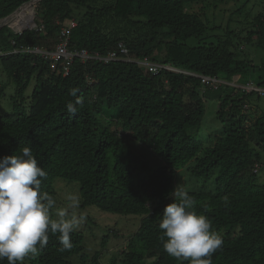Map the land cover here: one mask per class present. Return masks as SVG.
Wrapping results in <instances>:
<instances>
[{"label": "trees", "instance_id": "1", "mask_svg": "<svg viewBox=\"0 0 264 264\" xmlns=\"http://www.w3.org/2000/svg\"><path fill=\"white\" fill-rule=\"evenodd\" d=\"M28 1L0 0V20ZM227 1L40 0L36 28H0V97L1 76L16 86L12 111L0 115V159L29 146L47 173L42 192L54 197L58 177L77 181L82 206L140 217L107 264H188L163 249L159 228L181 172L195 210L223 240L211 264H264V108L257 102L264 94L238 87L250 80L264 88V57L258 64L244 49H264V9L252 13V0H242L227 22L210 26L208 8ZM71 19L77 25L69 50L104 55L121 43L128 56L108 62L75 56L64 75L50 57L30 50L53 51ZM11 23L23 28L16 19ZM216 27L221 34L204 36ZM190 37L198 41L190 45ZM145 58L174 69L155 74L135 61ZM202 76L225 82L214 87ZM31 82L25 107L17 100ZM71 89L83 100L74 116L66 109L77 98ZM254 93L257 101L249 99ZM210 99L217 101L220 128L202 136ZM250 103L254 109L244 110ZM142 146L157 159L147 162ZM109 236L103 235L102 247ZM71 243L63 250L50 234L39 255L23 264H102L101 250L86 251L84 231L76 229Z\"/></svg>", "mask_w": 264, "mask_h": 264}, {"label": "clouds", "instance_id": "2", "mask_svg": "<svg viewBox=\"0 0 264 264\" xmlns=\"http://www.w3.org/2000/svg\"><path fill=\"white\" fill-rule=\"evenodd\" d=\"M78 89L70 95L77 97ZM82 98L69 101L67 112L76 115ZM46 171L25 146L19 154L0 159V264H23L26 257H36L56 235L63 250L72 247L71 234L83 220L77 215L79 197L67 194L65 205L42 192ZM172 202L162 211L159 223L163 249L188 264H211V256L222 246L221 236L211 221L195 210L196 201L179 184L171 193Z\"/></svg>", "mask_w": 264, "mask_h": 264}, {"label": "rangeland", "instance_id": "3", "mask_svg": "<svg viewBox=\"0 0 264 264\" xmlns=\"http://www.w3.org/2000/svg\"><path fill=\"white\" fill-rule=\"evenodd\" d=\"M238 1V2H237ZM242 0H228L225 3H218L217 7L211 6L207 11V18L209 19V25H220L222 22L225 23L228 21V18L231 17V11L241 4ZM28 6V5H26ZM23 8V7H22ZM250 11L257 12L261 9H264L263 3L260 0H252L249 4ZM29 9H20L19 12L23 11V15L28 17L30 15ZM35 17V14H34ZM15 19L11 18L8 23V26L13 27L12 23ZM36 28V26L34 27ZM222 29L219 27L210 28L205 34V37L213 39L215 35L221 34ZM198 40L194 37H190L187 40V43L192 45L195 44ZM254 46L248 45L244 46V49H247V54H250L256 63L260 64L264 57V49L253 48ZM2 83L4 85V92L0 97V115L12 111L14 107V96L16 91L15 82L13 79H10L7 75L1 76ZM232 82H230L231 85ZM34 83L31 84L26 89L23 99L17 100L18 103H22L23 106L27 107L30 103L31 93L33 92ZM256 93L250 94L249 99L251 101L256 100ZM257 101L262 108H264V96ZM254 109L252 103L248 104V109ZM257 107V106H256ZM217 101L208 100L206 103V111L203 116V121L201 124V129L199 135L208 136L211 135L215 129L220 128L219 121L216 117ZM246 110V111H247ZM138 146L137 149H139ZM142 151L147 153V162L154 161L157 159L156 155L145 146H142ZM188 175H185V172H181L178 175V184L183 188H188L186 183ZM260 181H264V167H262L259 175ZM54 188L56 193L54 198L57 201L58 207H63L66 203L65 197L67 194H76L79 197V209L77 210V215H82L83 220L79 224L78 228L81 231H84L85 235V247L86 251L90 254H93L96 250H101L100 261L102 264H107L112 255H116L121 249H123L129 237L137 230L140 217L134 215H125L112 213L99 209L95 205L82 206L81 195L79 190V183L77 181H66L65 179L58 177L54 181ZM108 232L109 230H111ZM110 234L109 240L106 243L105 247H102L101 241L104 234ZM114 233V234H113Z\"/></svg>", "mask_w": 264, "mask_h": 264}, {"label": "built area", "instance_id": "4", "mask_svg": "<svg viewBox=\"0 0 264 264\" xmlns=\"http://www.w3.org/2000/svg\"><path fill=\"white\" fill-rule=\"evenodd\" d=\"M77 25V21L75 19H71L67 25L63 26L60 31V39L59 42L56 44L55 49L53 51H43L40 48L34 47L30 50H32L35 53H40L45 55L46 57H50L53 61L52 67L53 68H60L59 70L64 71V75L67 74L69 65L75 56H80L84 60L90 59V58H97L99 60H103L104 62L113 61L119 58V54L123 55L122 57L127 56L128 50L123 44H119L117 50H111L107 54L99 55V54H93L90 53L87 49H80L76 51L69 50V37L71 34V30ZM17 50H15L16 52ZM121 58V57H120ZM138 63L144 65L149 71L153 73H159L164 68L174 69L170 65H164L161 63H154L149 61L148 59L144 60H136ZM202 82L210 84L214 87H216L217 84L225 82L222 79H219L217 77H209V76H202ZM235 84V83H231ZM239 88H241L245 92H252L256 90L258 95L264 94V88H260L257 85H255L254 82L249 81L245 83L244 85H239ZM248 108V104H245L244 110ZM258 167V166H257Z\"/></svg>", "mask_w": 264, "mask_h": 264}, {"label": "water", "instance_id": "5", "mask_svg": "<svg viewBox=\"0 0 264 264\" xmlns=\"http://www.w3.org/2000/svg\"><path fill=\"white\" fill-rule=\"evenodd\" d=\"M38 1H40V0H30V1H28V2H26V3H24V4H22L20 7H18L15 11H13L11 14H9V15H7L6 17H4V18H2L1 20H0V28L2 27V26H4V25H8V23H9V21H10V18L14 15V14H16L23 6H26V5H28V6H30L31 8H32V10H33V19H32V25H30V26H28V27H23V28H21V29H14L13 27H11L15 32H19V33H22L24 30H26V29H32V28H34L35 26H36V22H35V20H34V14H35V8H34V4L36 3V2H38Z\"/></svg>", "mask_w": 264, "mask_h": 264}, {"label": "bare ground", "instance_id": "6", "mask_svg": "<svg viewBox=\"0 0 264 264\" xmlns=\"http://www.w3.org/2000/svg\"><path fill=\"white\" fill-rule=\"evenodd\" d=\"M26 8H28L29 10V13H30V15L28 16V17H25L24 15H23V11H21V12H17L16 14H14L11 18H15L19 23H20V25L22 26V27H28V26H30V25H32V19H33V10H32V8L30 7V6H23V8H21V9H26ZM11 18H10V20H11ZM21 29V28H20ZM128 56V55H127ZM130 57V56H129ZM133 60V59H132ZM136 61V60H135ZM253 80V79H252ZM250 81V80H249ZM254 81V80H253ZM256 83V82H255ZM238 90V89H237ZM239 91V90H238ZM259 166V165H258ZM255 169V168H254ZM258 170V169H257ZM259 170H260V168H259Z\"/></svg>", "mask_w": 264, "mask_h": 264}]
</instances>
